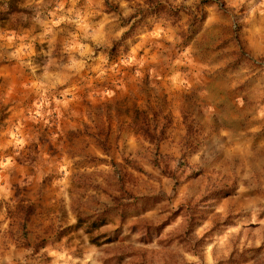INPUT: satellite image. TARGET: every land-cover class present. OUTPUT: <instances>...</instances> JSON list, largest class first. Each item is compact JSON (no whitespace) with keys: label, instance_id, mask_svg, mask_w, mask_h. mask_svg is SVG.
<instances>
[{"label":"rangeland","instance_id":"rangeland-1","mask_svg":"<svg viewBox=\"0 0 264 264\" xmlns=\"http://www.w3.org/2000/svg\"><path fill=\"white\" fill-rule=\"evenodd\" d=\"M0 264H264V0H0Z\"/></svg>","mask_w":264,"mask_h":264}]
</instances>
